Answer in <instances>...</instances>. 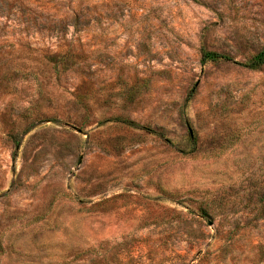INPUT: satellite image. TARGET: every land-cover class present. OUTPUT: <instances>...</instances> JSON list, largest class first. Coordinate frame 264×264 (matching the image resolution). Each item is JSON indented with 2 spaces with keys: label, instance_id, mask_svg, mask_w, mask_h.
I'll use <instances>...</instances> for the list:
<instances>
[{
  "label": "rangeland",
  "instance_id": "rangeland-1",
  "mask_svg": "<svg viewBox=\"0 0 264 264\" xmlns=\"http://www.w3.org/2000/svg\"><path fill=\"white\" fill-rule=\"evenodd\" d=\"M262 48L264 0H0V264H264Z\"/></svg>",
  "mask_w": 264,
  "mask_h": 264
},
{
  "label": "trees",
  "instance_id": "trees-1",
  "mask_svg": "<svg viewBox=\"0 0 264 264\" xmlns=\"http://www.w3.org/2000/svg\"><path fill=\"white\" fill-rule=\"evenodd\" d=\"M202 56L203 61L212 62H217L222 58V56L218 53L212 51H203ZM245 66L253 70L260 69L264 66V48H262L252 59H250Z\"/></svg>",
  "mask_w": 264,
  "mask_h": 264
}]
</instances>
